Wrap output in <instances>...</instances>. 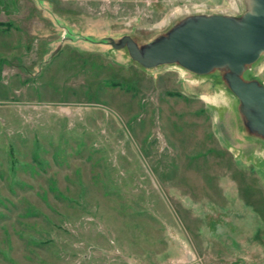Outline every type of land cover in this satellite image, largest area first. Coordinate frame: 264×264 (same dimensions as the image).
I'll use <instances>...</instances> for the list:
<instances>
[{"label": "rangeland", "instance_id": "obj_1", "mask_svg": "<svg viewBox=\"0 0 264 264\" xmlns=\"http://www.w3.org/2000/svg\"><path fill=\"white\" fill-rule=\"evenodd\" d=\"M250 4L0 0V264H264V133L228 68L118 45ZM239 75L264 86V51Z\"/></svg>", "mask_w": 264, "mask_h": 264}, {"label": "water", "instance_id": "obj_2", "mask_svg": "<svg viewBox=\"0 0 264 264\" xmlns=\"http://www.w3.org/2000/svg\"><path fill=\"white\" fill-rule=\"evenodd\" d=\"M250 3L239 20L223 14L200 15L141 50L126 35L118 45L125 44L130 57L146 67L176 61L190 71L205 73L225 66L231 91L242 105L254 106L246 114L249 124L264 133V86L239 75L245 64L264 51V0Z\"/></svg>", "mask_w": 264, "mask_h": 264}, {"label": "bare ground", "instance_id": "obj_3", "mask_svg": "<svg viewBox=\"0 0 264 264\" xmlns=\"http://www.w3.org/2000/svg\"><path fill=\"white\" fill-rule=\"evenodd\" d=\"M221 91V90H220ZM220 94V93H219ZM207 98V97H206ZM208 99V98H207ZM209 99H210V97H209ZM241 105V110L245 113V114H248V112H249V110H250V107H254V106H244V105H242V104H240Z\"/></svg>", "mask_w": 264, "mask_h": 264}]
</instances>
